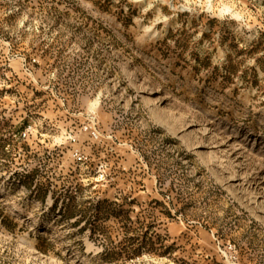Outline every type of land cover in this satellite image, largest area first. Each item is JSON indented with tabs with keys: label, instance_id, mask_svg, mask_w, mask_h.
I'll return each instance as SVG.
<instances>
[{
	"label": "rangeland",
	"instance_id": "1",
	"mask_svg": "<svg viewBox=\"0 0 264 264\" xmlns=\"http://www.w3.org/2000/svg\"><path fill=\"white\" fill-rule=\"evenodd\" d=\"M0 264H264V0H0Z\"/></svg>",
	"mask_w": 264,
	"mask_h": 264
},
{
	"label": "bare ground",
	"instance_id": "2",
	"mask_svg": "<svg viewBox=\"0 0 264 264\" xmlns=\"http://www.w3.org/2000/svg\"><path fill=\"white\" fill-rule=\"evenodd\" d=\"M136 73L135 69H132L131 71V74L134 75ZM134 89H136L138 92L142 93L144 92V88L143 86L141 85V83L138 81V82H135V84L133 85ZM160 100L156 97H152L149 99L148 101V109L153 113L155 114V107L159 104ZM98 102L95 101L92 103V108H95L97 106ZM158 123H160V125L164 126L166 123H165V120L164 119H160L158 117H156ZM259 203V201H258ZM92 243H89V248L92 246L91 245Z\"/></svg>",
	"mask_w": 264,
	"mask_h": 264
}]
</instances>
